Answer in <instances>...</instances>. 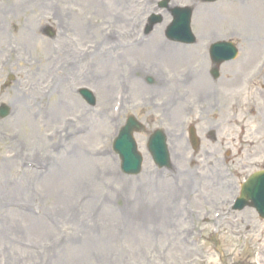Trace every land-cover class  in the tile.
<instances>
[{
	"label": "rangeland",
	"instance_id": "374dc122",
	"mask_svg": "<svg viewBox=\"0 0 264 264\" xmlns=\"http://www.w3.org/2000/svg\"><path fill=\"white\" fill-rule=\"evenodd\" d=\"M114 1L118 2L0 0V66L4 67L0 70V85L8 75L15 77L0 92V103L11 108L10 114L0 119V264L12 262L10 258L14 259L12 264H182L190 260L200 262L201 259L218 261L205 239L194 235L188 238L190 243L185 244L180 238L184 226L194 225L198 230L208 231L212 221L205 223L198 221L197 217L196 221L179 225L183 210L180 205L174 207L179 220L171 221L167 217L172 213L176 196L175 191L169 196L167 189L170 183L182 186L181 190L177 189V198L183 193L193 197L187 206L191 210L199 213L203 205L194 204L201 199L200 191L204 192L209 161L212 160L209 158L207 163L205 159L204 145L207 142L204 139L197 154L187 148L182 157L173 158L171 153L173 170L167 171L155 167L143 142L144 134L139 133L136 140L144 158L142 171L137 176L120 174L118 158L110 145L115 130L123 124L128 113L135 114L145 124L146 132L166 123L159 114V98L162 95H154L158 87L144 82L141 92L130 91L133 95L126 99L127 102L124 100L120 119H113L111 104L117 81L104 88V82L100 83L104 75L98 68L96 84L95 80L84 81L85 63L77 66L80 54L76 48L92 41L93 36L79 35L76 30L73 31L74 26L84 31L83 25L89 21L96 31L94 40L99 39L106 24L115 28L111 15L121 14ZM121 1L123 11L131 16L124 27L135 23L133 18L136 15L145 20L150 12L156 10V0H143L141 11L134 3L137 0ZM126 1H129L128 5ZM189 2L174 0L173 3ZM217 3L194 4L192 29L198 44L210 28L220 34L218 39L232 38L239 49L238 57L223 64L220 73L233 76L232 72L236 71L238 77L234 81L227 76L226 82H212L206 74L207 62L201 63L204 59L197 55L200 47L196 43L186 47L192 51L188 60L186 57L187 61L177 60L176 64H167L158 58L155 63L157 72L153 73H149L146 63L144 77L152 74L163 82L162 78L166 76L162 71L165 70L174 72L178 81L181 73L192 70L193 86L200 84V80L201 84L207 82L205 88H194L202 94L197 91L185 93L178 89L172 95L178 117L175 123L167 124V128L175 132L179 130L183 114L187 112L184 107L190 105L192 108L187 121L199 122L196 126L199 135L202 129L213 128L217 141L222 136L225 140H234L231 144L235 148L239 146L238 139L243 141V155L238 156L242 161L248 159L253 150H264L251 146L252 141L253 145H264V62L259 69L264 55V0ZM23 5L26 10H14ZM132 10L135 12L131 13ZM160 13L167 22L168 14ZM212 18L216 23H211ZM46 24L53 25L56 39L43 35L41 28ZM161 24L154 27L148 38L156 41L163 37L164 23ZM29 31L34 34L31 40ZM74 37L76 45L73 44ZM138 43L129 42L135 45L136 54L143 51ZM22 44L26 45L25 49ZM250 46L255 49L252 50V58L249 57ZM127 50L132 52L131 48ZM28 52L34 59L31 67L27 60H21ZM9 56L15 57L12 59ZM141 59L148 62L143 56ZM245 60H249L246 69L242 66ZM193 64L199 68L193 67ZM29 68L33 70L32 77ZM247 77H255L256 82L245 83ZM141 79L142 75H139L134 81ZM85 82L94 83L95 107L86 105L77 94L76 88ZM196 96H201L200 102L194 99ZM135 102L141 103L136 106ZM207 102L212 106L209 107ZM218 144L213 145L214 152ZM245 152L247 155H244ZM191 158L192 164L189 163ZM213 175H216L215 169ZM135 197L148 199L143 201H150L151 205L130 208L118 204H127ZM152 200L159 201V205L154 207L152 204L156 203ZM29 220H37L43 229L28 225ZM247 224L248 228L245 227ZM226 228L229 229L227 225ZM220 238L223 245L231 247L229 251L233 249L236 254L242 251L238 256L240 264H256L264 258V221L240 222L233 232L224 233Z\"/></svg>",
	"mask_w": 264,
	"mask_h": 264
},
{
	"label": "water",
	"instance_id": "95a60500",
	"mask_svg": "<svg viewBox=\"0 0 264 264\" xmlns=\"http://www.w3.org/2000/svg\"><path fill=\"white\" fill-rule=\"evenodd\" d=\"M153 20H157V18L153 17ZM133 125L134 124H133L132 120H128L127 126L124 128L123 133L126 132L127 133L126 135H130ZM121 138L124 141H126L125 136L122 135ZM121 149H122V151H124V159H123V163H124V167L123 168H124V170H126L127 172L136 173L138 171V163H137V160L132 155L134 153V151H133L134 148L131 147V149H132L131 150L128 146L122 145ZM163 151H164L165 157L167 158V152H166V150H164V147H163ZM154 157H155V155H154Z\"/></svg>",
	"mask_w": 264,
	"mask_h": 264
},
{
	"label": "bare ground",
	"instance_id": "6f19581e",
	"mask_svg": "<svg viewBox=\"0 0 264 264\" xmlns=\"http://www.w3.org/2000/svg\"><path fill=\"white\" fill-rule=\"evenodd\" d=\"M211 20H215L214 18H212ZM99 47H101V44H99ZM151 49H154V55H155V57L156 56H159V57H161L162 55H164V54H166L167 52H164L163 50H161V49H158V48H155V45H152V44H149V45H147V48L145 49V52L146 53H148ZM253 52H252V50L250 51V58H252L253 57ZM115 58H113V60H112V62H108L107 64H105V68H107V69H110V68H112V65H113V63L115 62ZM249 60H246L245 62H244V64L242 65V66H244V68H247L248 67V64H249V62H248ZM109 82H108V78L106 79V81H105V83H104V88H107V84H108ZM105 91V90H104ZM136 199H137V197H135ZM175 212V211H174ZM174 212H172L170 215H169V217H172V216H175V213ZM164 217V216H163ZM28 225H32L34 228H39V229H43L42 228V225H40V224H37V220H29V222H28Z\"/></svg>",
	"mask_w": 264,
	"mask_h": 264
},
{
	"label": "flooded vegetation",
	"instance_id": "af4514ba",
	"mask_svg": "<svg viewBox=\"0 0 264 264\" xmlns=\"http://www.w3.org/2000/svg\"><path fill=\"white\" fill-rule=\"evenodd\" d=\"M253 156H255V154L254 155H251L250 157H253ZM246 165H242V168H244ZM249 166V165H248Z\"/></svg>",
	"mask_w": 264,
	"mask_h": 264
}]
</instances>
